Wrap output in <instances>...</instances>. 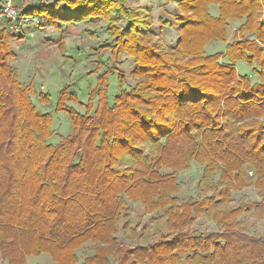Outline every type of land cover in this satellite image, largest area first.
<instances>
[{
	"label": "trees",
	"instance_id": "trees-1",
	"mask_svg": "<svg viewBox=\"0 0 264 264\" xmlns=\"http://www.w3.org/2000/svg\"><path fill=\"white\" fill-rule=\"evenodd\" d=\"M170 2L180 11L171 49L153 41L150 9H132L127 0H56L18 9L21 18L56 31L83 24L91 33L104 23L110 38L100 47L110 57L99 61L110 66L87 103L81 104L74 84L60 90L55 111L68 114L72 133L56 144L50 141L53 113L37 109L33 83L24 85L16 72L12 41L20 35L9 33L3 16V261L27 264L28 257L48 255L54 264H264V235L251 234L253 225L243 217L264 219V0ZM211 6L218 7L217 17ZM230 20L243 22L239 32L248 37L227 42ZM212 42L224 43L225 51L209 54ZM122 55L135 64L132 87L123 72L109 70ZM239 62L259 81L239 73ZM115 72L113 95L109 77ZM51 99L41 93V103ZM192 162L203 168L200 197L181 200L179 172ZM249 186L260 202L230 206ZM130 204L165 230L152 237L149 225L133 226ZM204 216L217 231L194 229ZM89 244L93 253L80 259Z\"/></svg>",
	"mask_w": 264,
	"mask_h": 264
},
{
	"label": "rangeland",
	"instance_id": "rangeland-1",
	"mask_svg": "<svg viewBox=\"0 0 264 264\" xmlns=\"http://www.w3.org/2000/svg\"><path fill=\"white\" fill-rule=\"evenodd\" d=\"M6 0H4L5 3ZM56 0H13L14 5L20 10L23 5L34 4H53ZM127 4L132 9L149 8L154 18L153 31L155 32L154 42H161L169 49L175 47L179 33L178 24L174 19L179 14V8L176 3L167 0H127ZM2 7L0 14H3ZM210 13L217 17L219 15L218 7L211 6ZM259 20H264V9L261 10ZM162 19V22H160ZM4 25V20L0 18ZM4 21V22H3ZM31 21V20H29ZM163 23L164 26H160ZM243 22L229 21L227 27V42L231 43L235 39L246 38L249 33L241 34L240 25ZM264 24V22H263ZM23 36V39L20 37ZM18 40H26L21 47L20 58L13 60L16 72L20 81L24 85L33 83L34 93L31 95L37 109L43 113H53L52 130L54 135L50 140L53 144L58 143L64 137L72 133L70 118L66 112H56V105L60 90L66 85L74 84L73 90L78 94V99L82 105H85L89 98L90 90L93 89L98 81L99 75L103 74L107 66L100 65L99 61L110 57L109 49H101L107 41H110L106 31V25L101 23L97 28L89 33L85 25H69L61 31H56L52 27L41 28L40 25L31 21L22 28V33ZM258 42V41H257ZM225 44L221 42H212L207 47L209 54L224 52ZM135 68L134 62L128 56H120L119 63L116 64V70L126 75L127 86H134L135 83L131 74ZM239 73L248 74L254 82L259 81L258 75L253 72V68L245 62L237 64ZM110 92L117 93V75L116 72L109 77ZM41 93H49L52 96L50 102L41 103ZM78 111L85 112L81 105L74 106ZM203 168L196 162H192L191 168L187 171L179 172V184L181 186L179 197L181 200L190 198L198 199L200 193L198 185L202 177ZM251 175V174H250ZM248 201L252 206L260 202L258 192L254 186L237 192L233 196V202L230 206H237ZM132 214L131 222L133 226L147 224L152 230V237H156V230L161 232L165 230L164 224H153L150 217L147 216L139 205H129ZM253 225L251 234L257 236L264 235V219L258 221L256 217L243 216ZM199 233H208L217 231L216 225L207 217L200 218L194 227ZM141 240V242H143ZM126 244L135 245L136 242L125 241ZM92 252V245H88L79 251L80 259H83ZM0 264H9L3 261L0 254ZM27 264H54L48 255H42L38 258L28 257Z\"/></svg>",
	"mask_w": 264,
	"mask_h": 264
},
{
	"label": "built area",
	"instance_id": "built-area-1",
	"mask_svg": "<svg viewBox=\"0 0 264 264\" xmlns=\"http://www.w3.org/2000/svg\"><path fill=\"white\" fill-rule=\"evenodd\" d=\"M2 15L9 20L8 31L11 35H21L22 28L26 23H30L31 21L37 22L36 20L33 19L21 18L19 15V10L14 5L13 0H6Z\"/></svg>",
	"mask_w": 264,
	"mask_h": 264
},
{
	"label": "crops",
	"instance_id": "crops-1",
	"mask_svg": "<svg viewBox=\"0 0 264 264\" xmlns=\"http://www.w3.org/2000/svg\"><path fill=\"white\" fill-rule=\"evenodd\" d=\"M3 3H4V0H0V9H1ZM0 18L1 19L3 18L2 14H0ZM16 40L12 41V50H13V53L15 55V59H18V58H20V54L18 52L21 51V47L26 43V40H18V41H16Z\"/></svg>",
	"mask_w": 264,
	"mask_h": 264
},
{
	"label": "bare ground",
	"instance_id": "bare-ground-1",
	"mask_svg": "<svg viewBox=\"0 0 264 264\" xmlns=\"http://www.w3.org/2000/svg\"><path fill=\"white\" fill-rule=\"evenodd\" d=\"M14 39V38H13ZM17 41V40H16Z\"/></svg>",
	"mask_w": 264,
	"mask_h": 264
}]
</instances>
